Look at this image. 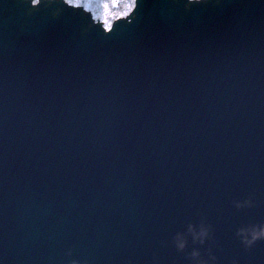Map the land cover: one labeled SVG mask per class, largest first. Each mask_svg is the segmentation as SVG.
<instances>
[{
	"label": "water",
	"instance_id": "1",
	"mask_svg": "<svg viewBox=\"0 0 264 264\" xmlns=\"http://www.w3.org/2000/svg\"><path fill=\"white\" fill-rule=\"evenodd\" d=\"M0 264H264V0H0Z\"/></svg>",
	"mask_w": 264,
	"mask_h": 264
},
{
	"label": "rangeland",
	"instance_id": "2",
	"mask_svg": "<svg viewBox=\"0 0 264 264\" xmlns=\"http://www.w3.org/2000/svg\"><path fill=\"white\" fill-rule=\"evenodd\" d=\"M71 4L83 5L94 17H99L105 26H109L116 17L127 14L134 0H66Z\"/></svg>",
	"mask_w": 264,
	"mask_h": 264
}]
</instances>
